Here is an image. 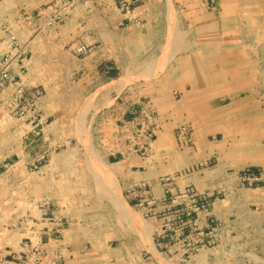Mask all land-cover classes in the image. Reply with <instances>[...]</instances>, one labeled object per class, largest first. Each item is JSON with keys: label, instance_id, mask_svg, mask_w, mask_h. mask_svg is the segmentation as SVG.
Wrapping results in <instances>:
<instances>
[{"label": "rangeland", "instance_id": "rangeland-1", "mask_svg": "<svg viewBox=\"0 0 264 264\" xmlns=\"http://www.w3.org/2000/svg\"><path fill=\"white\" fill-rule=\"evenodd\" d=\"M2 67L0 264H42L32 243L60 220L136 248L151 228L154 251L161 212L134 195L150 182L177 207L175 230L211 205L214 222H240L217 264H264V0H0Z\"/></svg>", "mask_w": 264, "mask_h": 264}, {"label": "crops", "instance_id": "crops-1", "mask_svg": "<svg viewBox=\"0 0 264 264\" xmlns=\"http://www.w3.org/2000/svg\"><path fill=\"white\" fill-rule=\"evenodd\" d=\"M162 15L156 11L152 15L149 14V19L145 20L147 23L151 21L152 24L153 20H159V18L163 17ZM196 16L195 19L199 21L201 16ZM142 20L144 22V19ZM147 28H150L148 31L153 33V35L167 33L164 27H160V31L159 26L154 27L155 29L150 26ZM174 29L173 33L177 34V26ZM133 44V40H129L127 44H121L117 41L115 46L120 48V46L124 47L127 45L129 48ZM57 48L59 47L57 46ZM150 49L157 52L162 51V48H159L156 43ZM148 65V62L146 64L132 63L131 59L123 63L124 67H146ZM135 113L138 114V112ZM195 148L197 147L195 146ZM127 160L128 167L130 166L131 169L137 170L134 173L139 172L144 176L147 175L146 169L148 170V168L144 166L147 163L146 160L136 155H131ZM142 170L143 173L141 172ZM147 184L152 187L158 199L157 209L161 212L155 221L156 230L153 234L154 251H151V228L148 229V242L144 240L142 244L137 245V248L133 247V245L129 246L127 240L125 242L121 240L114 241L115 243L107 242L103 235L98 233L93 235L90 231H87L86 228L89 227L87 224L81 222L66 223L64 220L58 221L56 226H54L55 223H49L48 227H45L47 231L44 232V236H48V238L43 237V240L46 242L48 239L54 238L69 246L71 258L68 260V264H217L219 261L226 263V260L233 259L232 253L241 243L240 233L237 230L240 222L231 220L214 222L211 218L217 211L214 208L215 205H211L209 206L210 211L203 210L199 212L191 225L184 226V231L180 233V236L178 235L180 237L179 241L175 242L172 240V236L175 230L173 229L176 218L175 213L177 214L178 211L176 207H171L163 201L162 195L159 193L158 184H155V187L152 186L151 182ZM143 205H146V203L143 202ZM136 206L142 212L145 211L140 204ZM144 234L146 235V229ZM197 243H205L206 246L195 256L188 257L189 247ZM20 248H17L15 254L20 255L23 252L22 247Z\"/></svg>", "mask_w": 264, "mask_h": 264}, {"label": "built area", "instance_id": "built-area-1", "mask_svg": "<svg viewBox=\"0 0 264 264\" xmlns=\"http://www.w3.org/2000/svg\"><path fill=\"white\" fill-rule=\"evenodd\" d=\"M85 51L84 47H81L78 49L79 53H82ZM11 78L8 74V69L0 68V89L5 88L8 81ZM150 146V145H149ZM249 185H260L263 182V178L260 175H253L252 177L245 178ZM171 179H167L169 181ZM165 181L164 179L162 180ZM134 193L136 196H141L143 199L140 201V205L143 206L145 209L147 216H156L159 212L157 209V203L158 199L155 196L152 187H150L147 183L141 184L135 187ZM169 190L166 192V194H169ZM180 199H183L184 201L189 199L191 204H181L179 209L180 211L188 212V216L191 213H196L197 211H200V207L196 205V196L193 191H191L188 188H185L183 190H179ZM143 202L146 203V205H143ZM165 202V201H164ZM166 203V202H165ZM171 207H175L174 202L168 203ZM177 208V207H176ZM193 208H196L192 210ZM192 210V212H191ZM188 225H191V223L184 222L182 225L177 227V230H174V235L172 236V240L175 242L179 241L180 233L184 231V228ZM185 226V227H184ZM179 235V236H178ZM52 242L54 244H52ZM206 246L205 243H197L189 247L188 249V257H193L196 254H198L204 247ZM71 258L70 256V247L65 245L64 243L59 242L57 239L51 238L48 239L46 242L42 238L37 239V244L34 245L32 243V251H31V257L33 261L39 262L42 261V264H68V260Z\"/></svg>", "mask_w": 264, "mask_h": 264}]
</instances>
